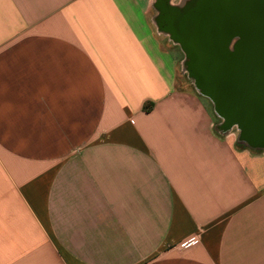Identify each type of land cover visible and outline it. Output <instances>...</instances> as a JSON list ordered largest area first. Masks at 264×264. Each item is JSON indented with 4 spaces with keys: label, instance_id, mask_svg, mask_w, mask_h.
I'll use <instances>...</instances> for the list:
<instances>
[{
    "label": "crops",
    "instance_id": "crops-1",
    "mask_svg": "<svg viewBox=\"0 0 264 264\" xmlns=\"http://www.w3.org/2000/svg\"><path fill=\"white\" fill-rule=\"evenodd\" d=\"M152 2L0 0V264H264V149Z\"/></svg>",
    "mask_w": 264,
    "mask_h": 264
},
{
    "label": "water",
    "instance_id": "water-1",
    "mask_svg": "<svg viewBox=\"0 0 264 264\" xmlns=\"http://www.w3.org/2000/svg\"><path fill=\"white\" fill-rule=\"evenodd\" d=\"M232 3L236 10H214L208 25L186 16L180 44L198 92L240 141L264 149V0Z\"/></svg>",
    "mask_w": 264,
    "mask_h": 264
},
{
    "label": "flooded vegetation",
    "instance_id": "flooded-vegetation-1",
    "mask_svg": "<svg viewBox=\"0 0 264 264\" xmlns=\"http://www.w3.org/2000/svg\"><path fill=\"white\" fill-rule=\"evenodd\" d=\"M236 9L232 0H153L152 2V10H156L153 19L160 32L169 35L176 42L173 45L180 48L185 59L188 57L182 50L180 39L191 29L184 24L186 16L196 15L208 25L214 10Z\"/></svg>",
    "mask_w": 264,
    "mask_h": 264
},
{
    "label": "rangeland",
    "instance_id": "rangeland-1",
    "mask_svg": "<svg viewBox=\"0 0 264 264\" xmlns=\"http://www.w3.org/2000/svg\"><path fill=\"white\" fill-rule=\"evenodd\" d=\"M155 11L156 10H153V14H155ZM154 26H155L154 31L156 32V35L159 36L160 38H162V41L164 42V44H166L168 46V48L177 49V51H178L177 57H178V75H179V78L186 81V84H188L189 86L194 87L196 89V85H195L194 81L191 79L189 72H188V65H187L188 60L183 57V54H182L180 48L173 45L176 42H174L170 38L169 35H166L163 32H160L158 25L155 23V21H154ZM203 100H205V102L209 105L212 112L216 111L214 104L211 105L207 99L203 98ZM217 117L220 118L218 120L222 119L219 115H217Z\"/></svg>",
    "mask_w": 264,
    "mask_h": 264
},
{
    "label": "built area",
    "instance_id": "built-area-1",
    "mask_svg": "<svg viewBox=\"0 0 264 264\" xmlns=\"http://www.w3.org/2000/svg\"><path fill=\"white\" fill-rule=\"evenodd\" d=\"M194 242H195V239L189 240L188 242H186V243L182 246V248H188V247L192 246Z\"/></svg>",
    "mask_w": 264,
    "mask_h": 264
}]
</instances>
